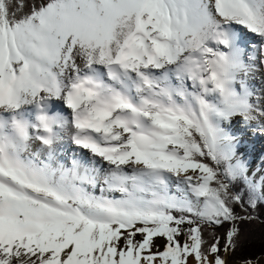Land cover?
<instances>
[{
  "label": "snow or ice",
  "instance_id": "snow-or-ice-1",
  "mask_svg": "<svg viewBox=\"0 0 264 264\" xmlns=\"http://www.w3.org/2000/svg\"><path fill=\"white\" fill-rule=\"evenodd\" d=\"M264 0H0V264H261Z\"/></svg>",
  "mask_w": 264,
  "mask_h": 264
},
{
  "label": "trees",
  "instance_id": "trees-1",
  "mask_svg": "<svg viewBox=\"0 0 264 264\" xmlns=\"http://www.w3.org/2000/svg\"><path fill=\"white\" fill-rule=\"evenodd\" d=\"M264 253V234L261 229L257 227L252 233L250 243L245 246L242 252H238L236 259H240L244 256H251L253 258L261 256Z\"/></svg>",
  "mask_w": 264,
  "mask_h": 264
},
{
  "label": "bare ground",
  "instance_id": "bare-ground-1",
  "mask_svg": "<svg viewBox=\"0 0 264 264\" xmlns=\"http://www.w3.org/2000/svg\"><path fill=\"white\" fill-rule=\"evenodd\" d=\"M262 145H264V142H257V145H256V152L254 153L255 157L257 158L256 159V162L259 163V157H260V152H261V149H262Z\"/></svg>",
  "mask_w": 264,
  "mask_h": 264
},
{
  "label": "rangeland",
  "instance_id": "rangeland-1",
  "mask_svg": "<svg viewBox=\"0 0 264 264\" xmlns=\"http://www.w3.org/2000/svg\"><path fill=\"white\" fill-rule=\"evenodd\" d=\"M261 264H264V259L261 260Z\"/></svg>",
  "mask_w": 264,
  "mask_h": 264
}]
</instances>
